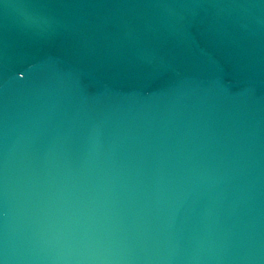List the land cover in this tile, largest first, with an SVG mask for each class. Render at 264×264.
<instances>
[{
	"label": "water",
	"instance_id": "1",
	"mask_svg": "<svg viewBox=\"0 0 264 264\" xmlns=\"http://www.w3.org/2000/svg\"><path fill=\"white\" fill-rule=\"evenodd\" d=\"M0 264H264V0H0Z\"/></svg>",
	"mask_w": 264,
	"mask_h": 264
}]
</instances>
